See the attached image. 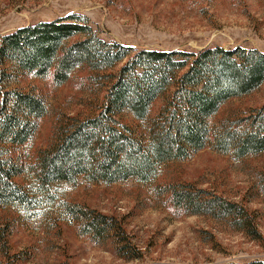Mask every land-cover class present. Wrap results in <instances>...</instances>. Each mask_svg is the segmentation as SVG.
Instances as JSON below:
<instances>
[{"label": "rangeland", "instance_id": "rangeland-1", "mask_svg": "<svg viewBox=\"0 0 264 264\" xmlns=\"http://www.w3.org/2000/svg\"><path fill=\"white\" fill-rule=\"evenodd\" d=\"M79 14L89 18L100 38L138 50L198 52L216 46L264 53V0H0V37L18 29ZM75 38L71 40L74 42ZM124 63L104 72L76 70L56 85L46 77L12 72L10 90L31 93L47 106L36 135L12 149L24 172L75 121L97 116ZM13 71V69H12ZM171 91L155 101L154 118ZM264 106V84L232 99L213 123L235 121ZM116 119L143 132L127 113ZM15 182L39 208L0 205V261L8 264H247L264 261V153L236 160L205 149L187 161L167 163L150 183L129 180L112 185L80 180L55 184L45 201L27 170ZM191 187L244 207L259 238L206 215H188L161 190ZM67 207L97 211L120 223L137 258L126 259L113 240L95 242L79 233Z\"/></svg>", "mask_w": 264, "mask_h": 264}, {"label": "trees", "instance_id": "trees-1", "mask_svg": "<svg viewBox=\"0 0 264 264\" xmlns=\"http://www.w3.org/2000/svg\"><path fill=\"white\" fill-rule=\"evenodd\" d=\"M121 63L119 72L110 76L100 113L64 128L27 168L45 201L53 197L55 184L150 183L163 165L187 161L205 149L236 160L264 153V106L235 121L212 122L226 103L264 84V53L219 46L198 52L138 50L104 41L88 17L72 14L0 37L1 206L31 211L44 199L32 197L15 182L27 170L14 159L12 149L31 141L48 109L41 98L9 89L12 72L39 77L52 72L55 84L63 85L78 69L104 72ZM169 91L151 118L152 105ZM124 113L144 125V131L120 123L116 117ZM161 193L185 214L210 216L260 237L254 219L239 204L191 187L173 186ZM67 213L82 236L95 242L113 240L119 256L138 257L115 219L79 207H67Z\"/></svg>", "mask_w": 264, "mask_h": 264}]
</instances>
